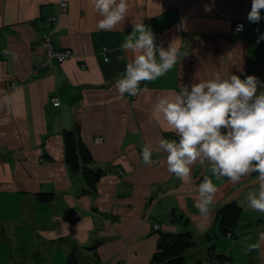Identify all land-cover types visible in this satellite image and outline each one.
<instances>
[{
    "label": "crops",
    "instance_id": "crops-1",
    "mask_svg": "<svg viewBox=\"0 0 264 264\" xmlns=\"http://www.w3.org/2000/svg\"><path fill=\"white\" fill-rule=\"evenodd\" d=\"M62 2L68 4L64 13ZM128 4L120 30L101 31L91 0H0V264H152L160 231L191 233L196 246L188 250L187 264H232L228 256L239 253V242L256 243L264 232V214L250 210L247 201L248 192L258 190L257 173L231 184L197 163L191 179L181 181L168 172L167 153L154 151L158 163L150 166L141 157L145 143L155 149L159 138L178 139L154 112L158 97L173 98L181 85L218 72L264 82V19L248 21L252 0ZM131 20L143 21L165 48L178 40L188 52L164 77L142 82L135 97L115 88L132 59L130 53L124 62L117 59L133 30ZM238 21L245 23L241 34L234 30ZM51 30L53 44L71 49L73 57L36 74L44 60L43 35ZM52 98L61 105L54 107ZM75 131L92 156L90 166L104 171L96 195L75 189L84 182L71 175L65 148V134ZM98 137L103 139L96 144ZM205 177L218 192L201 230L194 204ZM43 193L52 194L51 200L40 202ZM230 203L241 208V218L223 233L219 211ZM211 245L222 258L210 255ZM38 251L43 257L33 258ZM249 252L242 263L264 264V246Z\"/></svg>",
    "mask_w": 264,
    "mask_h": 264
},
{
    "label": "clouds",
    "instance_id": "clouds-1",
    "mask_svg": "<svg viewBox=\"0 0 264 264\" xmlns=\"http://www.w3.org/2000/svg\"><path fill=\"white\" fill-rule=\"evenodd\" d=\"M95 12L101 17L97 29L117 31L128 18V0H91ZM264 0H252L247 19L259 23L264 17ZM133 30L120 45L117 57L126 61L125 54H132L125 70L115 81L117 92L123 96H138L142 82H155L164 77L188 55L173 40L167 48L156 42L153 31L143 21L131 20ZM242 27V26H241ZM260 39H264L261 36ZM259 42V40H258ZM3 54L7 56L8 50ZM107 62V61H106ZM264 88L253 75L241 79L232 74L222 77L218 72L212 78L181 85L173 98H157L154 112L162 114L167 125L178 139L159 138L154 149L142 146L144 165L158 163L152 159L154 151L167 153L169 173L181 181L191 179L192 166L210 165L211 175L217 180L227 178L231 184L257 173L258 190L247 194L250 210L264 214ZM6 99V98H5ZM217 185L205 177L198 186L195 208L200 221L197 227L204 230L215 210ZM264 246V232L259 240L248 246V251H259Z\"/></svg>",
    "mask_w": 264,
    "mask_h": 264
},
{
    "label": "trees",
    "instance_id": "trees-1",
    "mask_svg": "<svg viewBox=\"0 0 264 264\" xmlns=\"http://www.w3.org/2000/svg\"><path fill=\"white\" fill-rule=\"evenodd\" d=\"M49 32V31H48ZM48 32H45L47 34ZM241 34V33H238ZM261 33L259 36H261ZM43 35V36H44ZM65 148H66V161L69 164L71 175L82 176L84 186L76 184V191L78 195H96L97 183L104 174V171L100 169H93L92 156L90 152L83 146L80 140L79 134L75 132H67L65 134ZM225 179H227L225 177ZM52 194H40L39 201L46 202L51 200ZM241 208L230 203L219 211L220 215V227L223 233L230 231L229 229L237 225L241 218ZM158 229L160 227L159 222H156ZM155 229V228H154ZM157 229V230H158ZM156 230V229H155ZM160 233V240L158 242V251L154 254L152 264H187L186 254L189 249H193L196 246L194 238L191 233H170V232H158ZM214 245H211L208 252L212 256L222 258L221 254H214ZM39 252V251H38ZM34 253V258L41 259L44 254L39 252ZM72 257H69V259ZM73 259V257H72Z\"/></svg>",
    "mask_w": 264,
    "mask_h": 264
},
{
    "label": "built area",
    "instance_id": "built-area-1",
    "mask_svg": "<svg viewBox=\"0 0 264 264\" xmlns=\"http://www.w3.org/2000/svg\"><path fill=\"white\" fill-rule=\"evenodd\" d=\"M67 2H62L60 7V13H64L67 8ZM53 24H56L57 19L52 18L50 20ZM242 26V27H241ZM244 23L243 22H237L234 26V30L237 33L243 32L244 30ZM53 36V30L49 31L47 34H45L42 38V48L44 51V60L43 62L37 66L35 73L38 74L40 69L43 68H52L56 64H60L64 62L65 60L73 57V51L71 49H62L57 48L52 41ZM264 36V33L261 35ZM260 36V37H261ZM262 43H264V39H260ZM51 103L54 107H59L61 105L60 101L57 98H52ZM103 138L98 137L94 140L96 144H99ZM155 229H158L157 225L154 227Z\"/></svg>",
    "mask_w": 264,
    "mask_h": 264
},
{
    "label": "rangeland",
    "instance_id": "rangeland-1",
    "mask_svg": "<svg viewBox=\"0 0 264 264\" xmlns=\"http://www.w3.org/2000/svg\"><path fill=\"white\" fill-rule=\"evenodd\" d=\"M158 203V201H157ZM30 222V221H29ZM31 223V222H30ZM155 227V224L154 226ZM248 228V226L246 227V229ZM256 228V227H255ZM258 230L254 232L253 234V237L256 236ZM249 237L253 238L252 235H250ZM240 251L239 253H232L228 256V259L232 262V264H245V263H242L246 257L250 254V252L247 250L248 249V246H249V241H240ZM210 247V246H209ZM39 255V252L37 253ZM32 255V253H31ZM32 257L34 258V256L32 255ZM27 261V260H26ZM221 262L223 264H230V262H224V260L222 259ZM121 264H124V263H121ZM207 264V263H206Z\"/></svg>",
    "mask_w": 264,
    "mask_h": 264
},
{
    "label": "bare ground",
    "instance_id": "bare-ground-1",
    "mask_svg": "<svg viewBox=\"0 0 264 264\" xmlns=\"http://www.w3.org/2000/svg\"><path fill=\"white\" fill-rule=\"evenodd\" d=\"M238 22H243V21H238ZM236 23H237V22H236ZM236 23H235V24H236ZM243 23H244V22H243ZM234 26H235V25H234ZM244 27H245V23H244ZM244 30H245V28H244ZM244 30H243V31H244ZM236 33H237V32H236ZM240 33H242V32H240ZM237 34H238V33H237ZM260 41H261V40H260ZM79 217H80L79 214H75V215L73 216L74 219L79 218Z\"/></svg>",
    "mask_w": 264,
    "mask_h": 264
}]
</instances>
